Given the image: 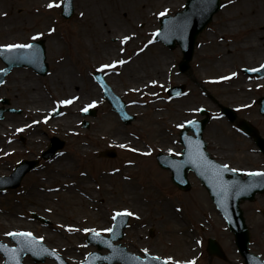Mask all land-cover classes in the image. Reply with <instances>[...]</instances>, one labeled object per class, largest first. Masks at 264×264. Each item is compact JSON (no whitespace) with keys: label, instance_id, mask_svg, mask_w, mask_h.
<instances>
[{"label":"rangeland","instance_id":"rangeland-1","mask_svg":"<svg viewBox=\"0 0 264 264\" xmlns=\"http://www.w3.org/2000/svg\"><path fill=\"white\" fill-rule=\"evenodd\" d=\"M9 1L10 0H1L0 2V11L5 13V17L10 15L11 7ZM32 1H34L33 4L28 7L24 4L23 0L13 1L15 3L17 2L15 7L19 10L32 8L35 14L32 15L30 13L27 16H23V20L29 25L24 29L22 28L23 30L15 29V31L7 35L0 34V45L28 43L33 41L31 39L32 36L37 33H43L44 35L40 36L39 39H43L45 43L46 61L49 66V71L46 75L40 76L28 67L13 68L12 70L21 69L27 71L30 77H26L23 74V76H18L17 78L12 79L9 73L5 77V85L0 86V98L5 96L9 99L11 106L20 110L19 114L6 115L0 120V123L5 121V128H9L6 126V124H9L12 129L15 126H19L17 129H23V131H17L16 134H9V136H7V143L5 142L4 145L7 144L9 148H15L16 150L11 151V154H4V147L2 146L0 149V169H5V174L8 175L12 171L13 163H17L19 158L39 159L40 153L47 147L49 144V138L53 135L65 140L64 147L61 150L62 152L59 154H68L80 143L87 148L83 156L79 157L74 168L71 170L70 175L68 176L69 182L76 179V176L81 171H84L86 176L92 182L96 180L98 172L107 173L109 169H119L118 172H114L111 176V195H103L101 201L97 198L94 203L90 202L82 196H79L78 193H71L72 197H69L70 193H62V190L59 192H53V194H61L63 199L69 202L68 207H66V202H64V211L58 212L57 209H51L50 202L42 198L41 195L44 193L42 191H45V187L44 183L40 182V179L43 181L44 179H47L46 182L51 186H54L55 183L48 179L49 176H47V173L51 162L56 155L59 157V154H56L47 160H40V167L28 172L22 179L18 188L0 192V215L5 214L6 212L8 213V210H11L14 206L18 212L16 220H20L24 224L30 225L31 231H34L33 233L37 234L42 240H44V234L49 233L53 235L55 239H58L59 245L62 243L66 245H74L78 242H83L84 246L82 247L83 250L81 254L79 250L81 256L79 261H73L65 256V260L69 264H78L89 252L96 250V247L94 248L93 246L88 245L85 241L86 234L89 231L74 236V232L64 231L60 228L57 229L56 223H62L63 220H69L71 217H76L80 220L78 223L84 230H95L106 234L107 232L102 231L101 228L98 227L101 225H108V228H110L113 223L112 217L114 212L124 211L126 209L123 204L126 195L125 192L121 193V186L122 184H127L133 186V205L131 203V206L133 207V213L136 215L129 216L127 226L123 231L124 235L119 243L124 245L129 251H135L142 254L141 252L144 251L140 252L142 249H139V246H142L147 249V253L159 254L167 259L171 258L169 261L171 264H175L174 260H184V250L189 246L191 252L189 253L188 260L194 261L195 264H244L243 259L236 251L231 233L226 228L224 221L218 213H216L204 187V192L200 187H197L194 190V186H196L197 183L200 185V183L194 176H192L193 174L189 173L188 177L191 176L189 177L191 184L190 187L184 190V192H176L179 189L173 185L175 191H172L170 175L158 166L155 154L158 152L177 153L181 149L178 141V134L183 127H180V125L184 126L188 120L199 118V110L195 111V109H200L202 107L208 111L209 120L204 129V137L207 141V148L211 151V154L215 158L226 162L229 166L236 169L250 171L260 168L262 161L261 156L256 153L257 147L251 139L242 133L236 123L229 122L228 119L223 116L221 107L225 106L231 108L236 115L237 121L242 119L247 120L254 127L255 131L264 137V116L259 114L257 104V98L260 95H264V89L258 88L248 93L246 98L252 100L249 108L250 113L246 110L237 111L233 108L232 104L221 99L219 84L214 77L215 74H218V77H223V75L229 76L231 73L235 72V76L242 80H245V78L247 80L257 78L256 76L245 75L242 72V68L259 65L260 63L258 64V62L252 64L259 58L256 57L258 59L255 61V58L250 59L254 62L247 61L246 63L242 60L244 58L243 55L236 54V43L241 40L242 37L251 33V30L246 29L245 27L248 24L249 18L252 16H245L244 14V12L250 7V2L232 0V2L229 3V0H221L219 10L214 14L206 28L197 35L193 55L188 62L189 67L183 72H180L178 69V65L182 60V53L179 47L175 45L171 48H167L161 42L155 41L153 35L159 28L161 18L159 13L166 12V14H174L176 11H179L184 7L186 0H179L176 5H172L169 2L157 3L158 0H126V2H123L122 7L126 8L124 11L125 14L133 9V3H136L137 1H140L143 4V13L147 12L149 14L147 25H145L146 21L139 20L136 25L133 26V31L136 33L141 29H145V35L147 37L143 42L147 45V52L145 55L156 51V45L152 44L162 46L168 54L166 62L168 74L163 78L164 88L156 89L153 92V94L155 93L156 99H159L161 103L167 104L164 108L161 107L162 118L158 120L159 126L162 124L164 125L161 126V132L164 134L163 137H161L158 132V127H150L147 123L148 121L145 120L146 114H139V112L146 113L147 109L152 112L149 103L147 106L132 105V99H134L133 93L125 91L122 93L119 92L120 90L118 89H113L114 92L125 101L126 111L129 114H133L135 117L129 124H124L103 98L102 91L93 78V72L95 70L101 71L104 74L106 83L111 87L112 83L106 75L107 72H111V70H100L101 64L98 60L99 58L92 54V51L94 50L92 44L90 45L88 38L76 36L75 0H72L73 13L69 19L61 17L60 6L53 8H48L47 6L42 7L40 6V0ZM59 1L62 0H54L53 3L60 5ZM98 1L103 3L105 0ZM255 2L256 7L262 6L264 8V0H255ZM131 16L135 20L138 19L137 14ZM229 17L234 21H240L238 26L233 25L228 27L226 21ZM42 20H46L47 23H41ZM119 24L120 23H118L116 27L119 26L120 29H123L124 31L132 28V26L127 23L126 25H124V23L122 25ZM258 26L257 31L264 35V18H262V21ZM51 28H54L55 31L49 33V29ZM48 41L57 42L60 46L54 65L48 55V47L46 46ZM149 41L152 42L149 43ZM214 42L222 45L224 50L220 53H216ZM140 43L141 42L135 43V45ZM215 55H223V57L221 59L215 58ZM61 59H63L62 62H64L66 66L75 72L78 79L81 80V83L82 80H84L82 75L86 74L91 83L99 89V103H95V106L92 107L95 108V116H82L81 109L88 104L82 106L76 112L74 117L77 122L74 125H71L70 128L76 133H67L62 129L60 121L68 114V107L60 105L58 106L60 108V116L56 117L57 119L54 120L53 125L47 126L42 122H39L35 127L34 125L25 127L26 121L29 119V115H24L26 105L28 104L26 95L20 91L19 88L17 93H13L14 91L11 88L12 84H14V82L26 81L29 82V84L36 86L37 91L43 92L47 101L46 103L37 102V106H34L37 108L43 107L45 109L52 107L50 113L53 112V109L57 107L55 106L57 104L55 99L67 95L68 93H72V91H67L68 88H66L67 90H63L58 86L52 85L50 82L51 77L56 73L54 72V69H56L55 67L60 66ZM103 59L106 58L103 57ZM205 62H208V64H205L206 67L202 66ZM219 63L224 64V66H222L224 69L222 71L214 70L212 65ZM0 66L2 67L1 61ZM110 75L117 76V74ZM131 83L134 85L133 82ZM172 85H184L182 93L177 97H170L167 95L166 91H164V89L166 90L167 87ZM66 87H69V90L75 89L73 86H67V84ZM186 94H192L193 98L196 100V102L191 104V106H195L194 112L189 114L191 115L190 117L184 118L179 123L178 121H180V119H174L173 123L169 125L168 122L173 119L170 115V103L176 98ZM140 96L146 101L150 97V95L146 94H141ZM53 103L54 105H52ZM65 112L67 113L65 114ZM108 115L117 121L120 132L117 135L128 140V145L126 146H133V149L143 151L131 154L126 152L124 148L119 147L117 142H109L112 140V131L108 130L110 127H108L109 124L105 120V116ZM50 120H52V117H50ZM84 120L88 121L87 128L82 127V121ZM36 131L42 134L45 141L40 144H30L28 136L30 133H35ZM20 136L24 139L23 142L20 140ZM162 139L163 141L161 142ZM10 142L13 143L9 144ZM104 149L114 150L115 156L110 158L98 155L99 151ZM146 152L150 153V155L143 154ZM125 161H133V169L126 175L128 180H123L119 175ZM96 164L102 165L99 166L100 170L97 174L94 170V165ZM127 185L125 186L127 187ZM32 186H37L34 189L36 191L35 196H31L28 193V190L33 188ZM93 194L96 193L93 192ZM161 201H164L165 206L179 205L183 209L186 208L187 212L180 210L179 214L181 216L180 220H178L176 219V216L173 215L172 210H168L167 218L160 219L158 215H160L159 203ZM183 202L188 203L189 206H185ZM99 206H103V210L107 211V214L110 215V218H107L106 223H102L101 218L94 217L95 208ZM211 206L213 207V210ZM241 208L243 209L246 224L250 231L249 250L259 254L261 258H264V221L259 213L264 209V193L256 196L251 202L241 203ZM211 210L212 212L209 215ZM60 211H62V209H60ZM32 213L41 216L45 220V223L31 219ZM202 217H204V219ZM46 223H48V225H46ZM5 227V225L0 224V238L10 240L8 235H6L10 230H7ZM150 231L152 232L151 234H149ZM208 237H215L220 243L225 251L226 261L219 259L216 256L210 257L207 255L205 248ZM127 239L133 241V247L126 244ZM43 242L45 245L48 243L46 241ZM57 247L59 248V246H54L53 248L58 251L59 249H57ZM62 250L63 249L58 252H63ZM100 252L107 253V250H100ZM1 262L2 257L0 255V264ZM22 263L55 264V262L50 259H46L43 262H34L30 256H25L22 259Z\"/></svg>","mask_w":264,"mask_h":264},{"label":"bare ground","instance_id":"bare-ground-1","mask_svg":"<svg viewBox=\"0 0 264 264\" xmlns=\"http://www.w3.org/2000/svg\"><path fill=\"white\" fill-rule=\"evenodd\" d=\"M14 0H10V15L5 17V13L0 11V34H9L15 29L23 30L25 27L29 25L25 23L23 20V16H27L30 13L34 15V10L32 8H26L23 10H19L16 8L17 2H13ZM240 1V0H239ZM242 1V0H241ZM240 1V2H241ZM249 1L250 7L248 10L244 12L245 16H252L249 18L248 24L246 25V29H250L251 33L245 35L236 43L237 53L238 55H243V62L249 61L254 62L252 64L264 62V35L257 31V27L264 18V8L262 6L256 7L255 0H243L242 2ZM1 2V0H0ZM24 4L28 7L33 4L34 1L32 0H23ZM40 6L44 7L47 6L50 2L53 3L54 0H40ZM123 2L126 0H105L103 3L99 2L98 0H75L76 4V36H83L84 38H88L90 45L92 44L93 50L92 54L99 58V62L101 65H108L112 61L118 59H124L127 63L123 65H116L114 68H105L106 70L111 69L114 71L117 76H111L110 72L107 73V78L110 79L112 83V87L114 90L118 89L119 92H128L134 94V99H132V103L134 104H147L151 105L152 112L147 109L146 113L139 112L140 115H145L148 124L150 127H158V132L161 137H163V133L161 132V126L158 125V120L162 118L161 116V107L164 108L167 104L161 103L159 100L155 98L153 92L156 89H159L164 86L163 78L168 74V70L166 67V62L168 58L167 52L163 49L162 46L158 44L156 45V51L146 54L147 46H144L143 41L147 39L145 35V29H141L139 32L133 31V26L136 25L137 21L143 20L146 21L145 25H147L149 21V14L146 12L143 13V4L140 1L133 3V9L130 10L129 13L125 14V9L122 7ZM171 3L172 5H176L179 0H158L157 3ZM15 3V4H14ZM156 3V4H157ZM14 4V6H13ZM83 13V15H81ZM121 14V15H120ZM137 14L138 19H133L131 15ZM122 22V23H121ZM240 21H234L230 17L226 21L228 27L233 25L238 26ZM41 23L46 24V20H42ZM124 25L130 24L132 28L120 29L119 26L116 25ZM23 28V29H22ZM119 29V30H118ZM118 30V32H117ZM130 36L131 39L125 43H121L124 36ZM141 42L138 45L135 43ZM46 46L48 47V55L49 58L54 65L55 59L57 57V52L60 49V46L57 42H50L48 41ZM116 47V48H115ZM214 47L216 53H220L224 50L222 45H219L214 42ZM120 49H123L121 52ZM263 55V56H262ZM261 56V57H259ZM90 58V56L88 55ZM105 57L106 59H103ZM223 55H215V58H222ZM258 57V58H256ZM255 58V59H254ZM254 59V61L250 60ZM63 59L60 60V66L55 67L54 69V76L51 77V84L54 86H58L63 90L72 93H68L62 97L57 98V102L60 100L70 99L72 97H78V99L74 100L72 104L68 105V114L66 117L61 119L60 123L62 124V129L65 132L70 131L71 125H74L77 121L74 118L76 115V111L86 105L91 104L93 101L99 103V94L98 88H96L88 78L86 74H83L82 77L84 80L78 79L75 72L72 71L68 66L62 62ZM203 63V62H202ZM205 62L202 66H205ZM221 65V66H220ZM56 66V64H55ZM209 66V65H208ZM214 70L222 71L224 69V64H213L212 65ZM254 66V65H252ZM26 76L30 77L29 73L25 70L15 69L10 73V77L12 79L17 78L18 76ZM216 82L219 84V89L221 93V99L227 101L228 103L232 104L235 109L238 110H246L248 113L249 111V104L251 103V99H247V95L249 92L256 90L258 88L264 89V78L263 79H254L252 81L249 80H242L236 76L230 77L229 79H220L218 74L214 75ZM223 77H226L223 75ZM176 80V79H175ZM151 81H156V84H152ZM133 82L134 85L131 83ZM73 86L74 90H69V87ZM13 93H17L18 88L26 95V100L28 104L25 108V114L29 115L28 122L34 123L39 120V115L41 113H48L49 108L45 109L43 107L37 108L34 105L37 102L46 103V97L41 91H37L36 86L29 84V82H14L11 86ZM29 89V90H28ZM141 94L150 95L149 99L143 100L141 98ZM196 102L193 98L192 94H186L181 96L175 100H173L170 105L169 109L171 111V117L173 118L172 121L168 122V124H172L173 120L180 119L181 122L184 118L190 117L192 112H194L195 106H191ZM37 106V105H36ZM105 120L109 124L110 127L108 130L112 131V140L109 141L117 142V144L121 145H128V140L120 137L117 135L119 132V127L117 125V121L110 117V115L105 116ZM221 122V121H219ZM5 121L0 123V148L4 147V152L8 149L7 144L4 145L6 142V136L10 134V132H14L11 128V125L6 124L9 128H5ZM47 125H53V121H47ZM14 128V127H13ZM34 132V131H32ZM30 144L35 143H42L45 141V138L41 136L40 133H30L28 138ZM163 139L161 140V142ZM133 149V148H132ZM87 150L80 143L73 151L69 152L68 154L59 155L56 157L50 165L48 170L47 176L49 180H52L55 184L51 186L47 179H40V182L44 183L45 191L41 196L44 200L50 202V208L55 210L57 209L58 212H63L65 208H63L64 202H66V207L69 206V202L63 199L61 194H53V192H59L62 190V193H78L79 196L87 199L90 202H95L97 198L100 199L103 195L110 196L111 188H110V180L111 176L114 172L118 171H109L107 173L98 172L99 168L95 166L94 170L98 172L97 174V182L92 183L89 178L86 176L84 171L79 172L76 176V179L69 182L68 176L70 175L71 170L74 168L76 161L79 157L83 156L84 152ZM133 154V151L132 153ZM133 169V161L129 163L126 161L121 168V172L119 173L120 177L123 180L127 179V174ZM0 173H6L5 169H0ZM118 174V173H116ZM107 183V184H105ZM122 184L121 186V193L125 192L126 198L123 202L124 208L133 212V186ZM33 188L28 190L29 195L35 196L36 191L34 190L37 186H32ZM126 187V188H125ZM95 192L96 194H93ZM113 194V193H112ZM65 195V194H63ZM118 196V195H114ZM130 203V204H129ZM65 205V204H64ZM62 209V211H60ZM168 207L165 206V203L161 204L160 211L162 216L160 218L165 219L167 217V210ZM177 212V210H174ZM18 212L13 206L11 210H8V213L0 215V224L5 225L7 230L17 231V230H24L30 232L31 226L24 224L20 220H16ZM178 216V213H176ZM94 217L101 218L102 223L107 222V218H110V215L107 214V211L103 210V206H99L95 208ZM69 218V217H65ZM80 220L76 217H71L69 220H63L62 223H57V228L63 229L64 231L74 232V236L81 235V230L83 229L80 224L78 223ZM108 226V225H107ZM107 226H100L98 228L107 229ZM133 233V232H132ZM3 241L7 242L6 239ZM44 241L48 242L47 244L52 248L54 246H59L57 249H63L64 254L73 261L80 260V254L82 252V244L78 242L74 245H66L64 243L59 245L58 239H55L53 235L49 233L44 234ZM9 243V242H7ZM127 245L133 247V241L127 239ZM144 247L139 246V249H143ZM78 250V253H77ZM80 250V254H79ZM191 252V248L187 246L184 250V261L182 264H186L188 262V256Z\"/></svg>","mask_w":264,"mask_h":264},{"label":"water","instance_id":"water-1","mask_svg":"<svg viewBox=\"0 0 264 264\" xmlns=\"http://www.w3.org/2000/svg\"><path fill=\"white\" fill-rule=\"evenodd\" d=\"M218 7H219V0H187V8L183 12L177 13L174 16V18L168 16L164 18V20L162 21V23L165 26L169 24L172 25L171 29L173 32L171 33V35L168 36V38L170 39L176 38L178 40V42L183 48L185 60H188L191 56L195 35L211 19L213 13L218 9ZM27 50L30 52L31 57L29 58L25 55H22L21 56L22 62H27V64L33 66L37 70V72L44 74L46 72L47 65L44 62L45 56H44V47L42 45V41L33 44V47ZM0 56H2V58L8 63V67L21 63L18 57H14L8 52H3V54ZM184 67H185V62L181 64V68ZM112 98L116 100V98H114L113 96ZM122 108L123 106L121 104L117 105V109L121 113H122ZM224 111L225 113H230L229 110L227 109H225ZM122 116L125 119V116L124 115ZM128 121H129V117L127 119V122ZM195 124L199 128L201 122ZM245 128L249 132L252 131L251 128L249 127H245ZM191 141L193 140L185 141L186 144L185 153H187V157H186L187 162L192 163L194 169L197 172H199V170L201 171L206 169L208 170V172H206L205 174L201 173L203 176V181L208 187L212 188L211 189L212 192L214 193L215 197L218 199L222 212L227 219L228 225L236 236V244L241 254L246 258L247 264H264V262L259 261V258L256 255L247 252L248 231L244 224L241 210L239 209L238 206L241 199L250 200L254 197L256 192H261L264 190V180L262 176L248 174L245 179L234 178L233 180L227 181L225 183H223L220 180V177L218 176L217 185H215L216 183L215 173L212 171L213 170L212 167H210L211 166L210 162L205 161V157H207V154L203 152L202 146L199 148H197L196 145L191 146ZM257 142H260V144L263 145L264 147V140L258 136H257ZM54 147L55 146H53L52 148ZM52 151L53 149L48 153V155H50ZM178 163L179 162H170L167 164L165 163V160H160V165L164 167L166 166L171 167L175 173H178L177 169H179V165H181V163H179V165ZM25 168L23 169L22 172L21 171L19 172L18 176H20L25 172L26 170ZM173 177H175V175ZM176 177L179 178L180 174L177 175ZM181 179H183V173ZM173 180L175 182H178V179L176 178H173ZM225 190H227L229 194L228 195L230 200L229 205H232V208L227 209L223 207L226 199L225 194L221 195L220 198L218 193L223 192ZM263 215H264V211H263ZM120 229L121 227L118 230V234L115 235L113 238L121 236ZM209 251L217 252L215 246L211 244V241L209 242Z\"/></svg>","mask_w":264,"mask_h":264},{"label":"snow or ice","instance_id":"snow-or-ice-1","mask_svg":"<svg viewBox=\"0 0 264 264\" xmlns=\"http://www.w3.org/2000/svg\"><path fill=\"white\" fill-rule=\"evenodd\" d=\"M232 0H229V3H231ZM60 5L59 4H54V3H49L47 5L48 8H53V7H59ZM166 14V12H161L159 13L160 16H164ZM81 15H83V13H81ZM55 29L54 28H51L49 29V33L51 32H54ZM44 35L43 33H37L36 35L32 36L31 39L32 40H37L39 39L40 36ZM131 37L130 36H124L121 43H125L127 42L128 40H130ZM152 41H149V43H151ZM33 47L32 44L30 43H24V44H4V45H0V55L3 54V52H12V51H15V50H18V49H31ZM120 51L122 52L123 49H120ZM127 63L126 60L124 59H118V60H115V61H112L110 64L108 65H102L101 66V69L100 70H103L105 68H114L116 65H123ZM260 69H264V64H261L259 66V68H250L248 69L249 71H253V72H256V71H259ZM0 71H4L3 69H0ZM236 73L233 72L231 73V76H235ZM230 77H220V79L224 80V79H229ZM0 83H3V81H0ZM152 84H156L157 82L156 81H151ZM155 94V93H154ZM179 95V93L177 94ZM78 99V97H72L70 99H65V100H60L58 101V104L60 105H70L73 103L74 100ZM95 101H93L91 104H88L87 106H85L84 108L81 109V111H84V112H87L89 110V108H92L94 107L95 105ZM199 109H195V111H198ZM53 111H56V109L54 108ZM45 120H47V117L45 118ZM35 123V121H34ZM189 124L193 123V121H188ZM27 127V125L25 126ZM180 127H183V125H180ZM17 131H23V129H17ZM119 147L121 148H125L127 147L126 145L124 144H121L119 145ZM132 151H137V149H131ZM144 155H150V153H143ZM129 163H131V161H129ZM225 168H227L228 166L225 165L224 166ZM118 171V170H117ZM234 171V170H233ZM249 175H256V176H260V175H264V173H261V172H252V173H249ZM122 215H128V216H133V215H136L135 213L131 212V211H128L127 209H125L124 211L122 212H117L115 213V215L112 217L113 220H115L117 217L119 216H122ZM85 232H88L90 231L89 229H85L84 230ZM105 232H109L111 233L113 231L112 228H107V229H104ZM6 235L8 236H13V237H23L25 238V241H24V247L25 248H29L31 249L34 244H35V238L33 237V234L30 233V232H9V233H6ZM96 235L98 236L99 233H96ZM42 239V238H41ZM0 249H6V246L0 244ZM13 252V254L15 253V250H11ZM145 252H147V249L144 250ZM37 255H39L40 253H36ZM152 259H159V257H152ZM171 259V258H169ZM17 264H19L18 262V259H17ZM175 264H180L179 261H176ZM186 264H195L194 261H188L186 262Z\"/></svg>","mask_w":264,"mask_h":264}]
</instances>
